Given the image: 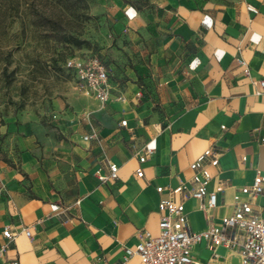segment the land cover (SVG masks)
I'll return each mask as SVG.
<instances>
[{
    "label": "crops",
    "instance_id": "obj_1",
    "mask_svg": "<svg viewBox=\"0 0 264 264\" xmlns=\"http://www.w3.org/2000/svg\"><path fill=\"white\" fill-rule=\"evenodd\" d=\"M157 4L155 20L124 4L113 13V30L131 40V53L119 79L108 64L114 87L104 105L66 70L73 86L60 96L2 117L0 245L8 248L0 264H121L125 248L158 234L159 202L180 186L175 200L193 233L214 226L241 236L221 221L234 213L235 195L247 199L240 189L264 175V0ZM146 145L154 155L139 163ZM206 149L218 160L207 165V190L222 186L214 208L206 197L184 198L190 164ZM109 163L116 177L101 182ZM249 200L264 216V195ZM4 227L17 234L13 241ZM212 253L205 240L192 245V264ZM214 253L221 264H242L237 249L220 244Z\"/></svg>",
    "mask_w": 264,
    "mask_h": 264
},
{
    "label": "rangeland",
    "instance_id": "obj_2",
    "mask_svg": "<svg viewBox=\"0 0 264 264\" xmlns=\"http://www.w3.org/2000/svg\"><path fill=\"white\" fill-rule=\"evenodd\" d=\"M31 0H0V123L2 117L16 114L22 108L40 109L51 98L73 86V77L62 66L70 54L92 53L115 66L113 78L129 65L130 44L125 36L113 30V13L120 4L137 14L161 15L157 0H83L77 4V15L64 14L61 27L80 34L88 45L75 48L46 37L41 17L29 8ZM45 11L35 0L34 11ZM58 14V10L52 9ZM47 11V10H46ZM75 13V14H76ZM47 29V28H45ZM1 140V138H0Z\"/></svg>",
    "mask_w": 264,
    "mask_h": 264
},
{
    "label": "built area",
    "instance_id": "obj_3",
    "mask_svg": "<svg viewBox=\"0 0 264 264\" xmlns=\"http://www.w3.org/2000/svg\"><path fill=\"white\" fill-rule=\"evenodd\" d=\"M245 67V63L239 61ZM63 68L71 72L77 87L85 94L93 96L101 105H104L111 97L114 83L109 70L103 61L96 55L85 53L70 56L64 62ZM248 74V68L245 67ZM264 87V82L259 83ZM121 100V97H118ZM125 125V121L121 122ZM87 137H85L86 139ZM154 148L146 145L144 154L139 157V163H144L154 155ZM217 157L211 149H206L194 162L190 164L193 170L191 180L192 189L184 198L196 199L207 198L206 206L214 208L216 205V193L222 190V186L216 187L215 191L209 192L207 185L211 179L207 165H217ZM108 175L98 173V179L103 182L109 178H115L117 166L108 164ZM138 177H142L143 171H136ZM183 187H177L169 191V197L159 202L158 211L161 217L158 222V234L151 236L146 233L140 237V241L134 248H125L121 264H129L133 257H137L142 264H192V245L205 240L213 253L211 259L205 264H221L214 253L215 247L222 244L230 249L239 251L242 264H264V216L255 213L249 199L264 195V175L257 173L250 185L240 189L242 195L247 197L242 200L239 195L233 197L235 211L232 215L222 219V227L241 231V236L227 237L222 228L211 227L210 229L193 233L187 224L183 203L175 200V196L183 192ZM162 187L157 188L161 192ZM249 198V199H248ZM27 237H30L28 229H24ZM9 227H4L3 237L11 242L15 239ZM8 244L0 245V260L7 251ZM12 264H18L13 261Z\"/></svg>",
    "mask_w": 264,
    "mask_h": 264
},
{
    "label": "trees",
    "instance_id": "obj_4",
    "mask_svg": "<svg viewBox=\"0 0 264 264\" xmlns=\"http://www.w3.org/2000/svg\"><path fill=\"white\" fill-rule=\"evenodd\" d=\"M40 1H41V6L44 8L45 11L43 10L39 12L34 11L35 0L29 1L27 5L29 8L33 9V12L35 14L41 17L40 23L44 27V32L46 34V37L57 38L55 39V42L63 44L66 47L71 46L75 48H81L82 46L89 44L87 40L80 38V34L75 35L72 31H69V30L65 31L60 25V20L64 18L63 17L64 14H69L71 16L77 15V18L80 17L79 14L76 13V10H77L76 6L80 1H83V0H40ZM123 1L124 3H127L136 9V7H134L135 3H132L129 0H123ZM52 9L58 10L57 11L58 14L52 13L53 11ZM73 55L75 54L72 53L69 56H67L65 60L63 61L62 66L64 65V62L66 61V59ZM93 55H96V54H93ZM102 61L105 64V66L108 68V63L105 62L104 60Z\"/></svg>",
    "mask_w": 264,
    "mask_h": 264
}]
</instances>
